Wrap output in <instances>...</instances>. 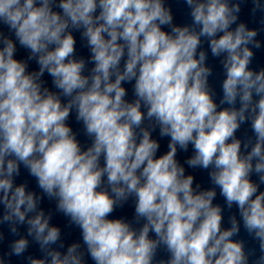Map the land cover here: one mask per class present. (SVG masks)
<instances>
[{"label": "clouds", "instance_id": "clouds-1", "mask_svg": "<svg viewBox=\"0 0 264 264\" xmlns=\"http://www.w3.org/2000/svg\"><path fill=\"white\" fill-rule=\"evenodd\" d=\"M177 2L190 22L167 0H0V264H264V67H250L264 0ZM22 167L39 192L16 183ZM45 198L80 241L66 246ZM129 201L131 221L109 218ZM242 228L254 247L235 239Z\"/></svg>", "mask_w": 264, "mask_h": 264}]
</instances>
